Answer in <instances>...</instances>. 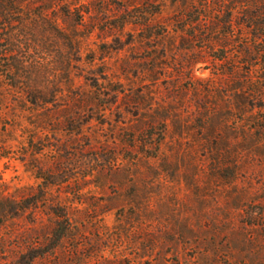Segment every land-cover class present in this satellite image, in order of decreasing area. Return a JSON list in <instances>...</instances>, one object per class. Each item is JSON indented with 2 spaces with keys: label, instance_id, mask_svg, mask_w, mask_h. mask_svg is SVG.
<instances>
[{
  "label": "rangeland",
  "instance_id": "374dc122",
  "mask_svg": "<svg viewBox=\"0 0 264 264\" xmlns=\"http://www.w3.org/2000/svg\"><path fill=\"white\" fill-rule=\"evenodd\" d=\"M6 69L0 264H264V0H0Z\"/></svg>",
  "mask_w": 264,
  "mask_h": 264
},
{
  "label": "trees",
  "instance_id": "16d2710c",
  "mask_svg": "<svg viewBox=\"0 0 264 264\" xmlns=\"http://www.w3.org/2000/svg\"><path fill=\"white\" fill-rule=\"evenodd\" d=\"M9 70V71H8ZM5 72H11L10 69H6V70H0V79L2 80L4 76H12V73H5ZM14 76V75H13Z\"/></svg>",
  "mask_w": 264,
  "mask_h": 264
}]
</instances>
